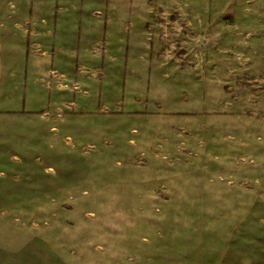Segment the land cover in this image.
I'll list each match as a JSON object with an SVG mask.
<instances>
[{
	"label": "rangeland",
	"instance_id": "1",
	"mask_svg": "<svg viewBox=\"0 0 264 264\" xmlns=\"http://www.w3.org/2000/svg\"><path fill=\"white\" fill-rule=\"evenodd\" d=\"M16 1L73 4L80 22L105 27L118 25V3L141 25L170 20L186 105L51 114L28 161L0 165V264L264 260V0Z\"/></svg>",
	"mask_w": 264,
	"mask_h": 264
},
{
	"label": "crops",
	"instance_id": "2",
	"mask_svg": "<svg viewBox=\"0 0 264 264\" xmlns=\"http://www.w3.org/2000/svg\"><path fill=\"white\" fill-rule=\"evenodd\" d=\"M136 9L118 3V25L105 27L80 22L82 9L73 4H38L30 12L16 0H0V165L28 161L24 155L55 129L51 114L155 116L186 105L177 85L182 38L167 30L170 20L139 24ZM104 32V51H91Z\"/></svg>",
	"mask_w": 264,
	"mask_h": 264
}]
</instances>
